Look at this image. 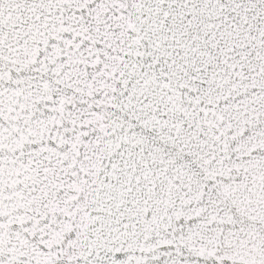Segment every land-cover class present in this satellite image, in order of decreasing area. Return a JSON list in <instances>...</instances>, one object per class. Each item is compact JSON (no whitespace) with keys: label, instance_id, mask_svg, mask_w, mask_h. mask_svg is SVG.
I'll list each match as a JSON object with an SVG mask.
<instances>
[{"label":"snow or ice","instance_id":"snow-or-ice-1","mask_svg":"<svg viewBox=\"0 0 264 264\" xmlns=\"http://www.w3.org/2000/svg\"><path fill=\"white\" fill-rule=\"evenodd\" d=\"M0 264H264V0H0Z\"/></svg>","mask_w":264,"mask_h":264}]
</instances>
